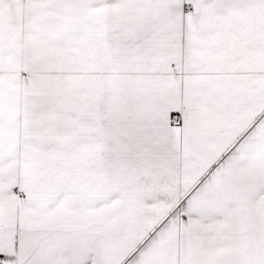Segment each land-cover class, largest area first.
Listing matches in <instances>:
<instances>
[{"label": "snow or ice", "instance_id": "1", "mask_svg": "<svg viewBox=\"0 0 264 264\" xmlns=\"http://www.w3.org/2000/svg\"><path fill=\"white\" fill-rule=\"evenodd\" d=\"M0 264H264V0H0Z\"/></svg>", "mask_w": 264, "mask_h": 264}]
</instances>
